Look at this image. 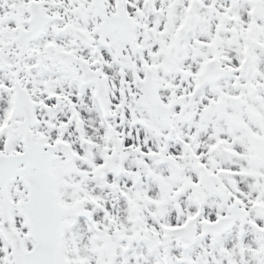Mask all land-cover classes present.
<instances>
[{
	"label": "snow or ice",
	"instance_id": "obj_1",
	"mask_svg": "<svg viewBox=\"0 0 264 264\" xmlns=\"http://www.w3.org/2000/svg\"><path fill=\"white\" fill-rule=\"evenodd\" d=\"M0 264H264V0H0Z\"/></svg>",
	"mask_w": 264,
	"mask_h": 264
}]
</instances>
